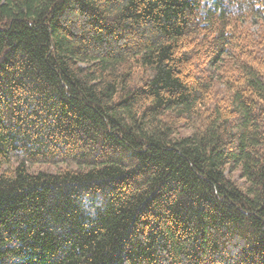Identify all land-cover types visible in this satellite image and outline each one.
Here are the masks:
<instances>
[{
	"label": "trees",
	"instance_id": "16d2710c",
	"mask_svg": "<svg viewBox=\"0 0 264 264\" xmlns=\"http://www.w3.org/2000/svg\"><path fill=\"white\" fill-rule=\"evenodd\" d=\"M204 1L0 0V264H264V0Z\"/></svg>",
	"mask_w": 264,
	"mask_h": 264
},
{
	"label": "rangeland",
	"instance_id": "374dc122",
	"mask_svg": "<svg viewBox=\"0 0 264 264\" xmlns=\"http://www.w3.org/2000/svg\"><path fill=\"white\" fill-rule=\"evenodd\" d=\"M204 3H205L208 7H212V5H213L212 1H210V0H205ZM205 11H206V10L203 9V10H202V13H205ZM237 175H238V174L236 173V171H233V172L231 173V176H232L234 179H236V178L238 179Z\"/></svg>",
	"mask_w": 264,
	"mask_h": 264
}]
</instances>
